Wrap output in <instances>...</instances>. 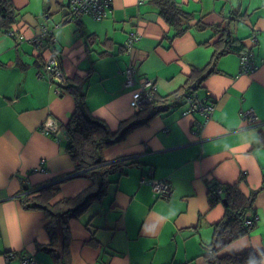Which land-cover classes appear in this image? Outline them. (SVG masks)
Here are the masks:
<instances>
[{
  "label": "crops",
  "instance_id": "obj_1",
  "mask_svg": "<svg viewBox=\"0 0 264 264\" xmlns=\"http://www.w3.org/2000/svg\"><path fill=\"white\" fill-rule=\"evenodd\" d=\"M172 2L191 18L179 34L156 0H112L107 16L72 20L69 0H12L15 21L0 28V264H21V254L54 264L40 248L49 242L43 211L21 204L27 189L55 183L54 201L90 184L70 176L74 162L64 124L76 97L68 85L83 93L89 114L117 129L121 120L145 118L150 111L137 114L132 104L124 73L129 60L136 77L153 79L155 96L168 95L182 87L192 68L207 65L221 27L253 52L257 68L239 73V52L221 54L195 90L214 98L208 118L200 111L183 113L186 100L102 148L106 161L131 162L109 176L99 198L70 218L71 264H207L202 254L224 212L222 201L210 204L209 188L237 181L244 194L253 193L248 215L258 219L219 253L264 250V0ZM42 24L52 28L55 40L44 37L38 49L31 39ZM136 29L142 36L128 54L123 45ZM50 54L57 57L62 82L46 78L42 65ZM247 108L255 111L256 123L243 118ZM47 121L56 127L50 133L42 129ZM149 168L171 184V196L155 195L140 182ZM10 252L14 256L6 260Z\"/></svg>",
  "mask_w": 264,
  "mask_h": 264
},
{
  "label": "trees",
  "instance_id": "obj_2",
  "mask_svg": "<svg viewBox=\"0 0 264 264\" xmlns=\"http://www.w3.org/2000/svg\"><path fill=\"white\" fill-rule=\"evenodd\" d=\"M160 14L172 24L176 34L185 30L191 19L190 15L174 5L172 0H156ZM16 10L12 0H0V28L5 30L15 21ZM198 24V23H197ZM201 24V23H200ZM202 25V24H201ZM214 44L216 49L203 67H194L187 75L185 83L178 90L162 97L155 98L147 103L137 114L150 110L145 118L134 119V115L119 122L117 129H111L105 122L89 114L81 91L73 92L76 97L75 107L69 119L64 124L66 134V150L74 162L70 176H83L90 180V184L74 196H64L52 201L59 191L55 183L42 186L36 190L27 189L26 197L21 204L26 209H39L46 218L45 229L49 235V242L41 244L40 248L50 253L54 264H71L69 242L71 239L69 220L78 212L86 208L91 201L99 198L112 181L110 175L121 172L124 166L131 161L115 159L106 161L101 156V150L125 136V134L150 117L171 106L180 104L195 95L205 76L214 70L215 61L227 51H237L241 54L244 49L239 42L231 38L229 29L221 27ZM221 187L220 193L214 189ZM210 204L222 201L225 198L224 212L220 219L213 224V235L210 242L205 245L202 254L207 264H263L264 250L247 249L238 252L220 254L219 251L230 242L248 234L253 225L245 224V218L252 210L253 193L246 195L239 182L214 184L209 188ZM253 215V214H252ZM251 215V216H252ZM92 242V241H91ZM38 260V259H37Z\"/></svg>",
  "mask_w": 264,
  "mask_h": 264
},
{
  "label": "built area",
  "instance_id": "obj_3",
  "mask_svg": "<svg viewBox=\"0 0 264 264\" xmlns=\"http://www.w3.org/2000/svg\"><path fill=\"white\" fill-rule=\"evenodd\" d=\"M143 1V0H138ZM112 7V0H69V8L70 12L68 14V19L72 20L77 16L81 15H89L95 19H101L107 16L110 8ZM52 28H49L46 24H42L40 26L39 33L34 36L31 41L35 45L36 48L40 49L44 42V37H48L50 42L55 40L51 32ZM15 31H10V34H14ZM142 33L139 30L131 31L125 42H124V50L131 54L133 51L135 44L140 40ZM252 43L257 41L256 35L251 36ZM43 69L46 72L47 80L49 83L62 82L63 74L59 67L57 57L53 54H50L43 61ZM257 68V64L253 61V52L249 49L244 50L239 55V73H252ZM125 86L132 87V104L135 109H142L147 103H150L156 95V86L153 79L147 76L136 77V69L132 62L129 60L125 69ZM38 76H42V70L37 71ZM188 106L183 110V113H191L194 111L202 112L205 117H209L214 108V98L210 95V92L207 91L205 95L197 96L196 94L190 97L188 100ZM242 116L246 120L247 123L253 124L258 121V117L255 111L252 108H247L242 111ZM45 133H50L56 129L53 121H47L42 127ZM40 170H43L40 167ZM140 182L148 183L151 187V190L155 195H159L165 198L171 196L173 190L171 184L164 178H157L153 175V171L151 168L141 176ZM215 193L221 192V187H217L214 189ZM258 219V215L253 213L252 216L245 218L246 225H253L254 222ZM14 256L13 253H7L5 255V259L8 260L10 257ZM21 264H41L39 260H37L31 254H21L19 255Z\"/></svg>",
  "mask_w": 264,
  "mask_h": 264
},
{
  "label": "water",
  "instance_id": "obj_4",
  "mask_svg": "<svg viewBox=\"0 0 264 264\" xmlns=\"http://www.w3.org/2000/svg\"><path fill=\"white\" fill-rule=\"evenodd\" d=\"M223 203H224V204L226 203V200H225V198H223Z\"/></svg>",
  "mask_w": 264,
  "mask_h": 264
},
{
  "label": "rangeland",
  "instance_id": "obj_5",
  "mask_svg": "<svg viewBox=\"0 0 264 264\" xmlns=\"http://www.w3.org/2000/svg\"><path fill=\"white\" fill-rule=\"evenodd\" d=\"M90 17V16H89ZM44 60H45V58H44Z\"/></svg>",
  "mask_w": 264,
  "mask_h": 264
}]
</instances>
